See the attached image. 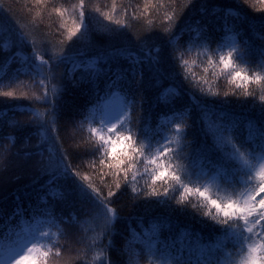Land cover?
Returning <instances> with one entry per match:
<instances>
[{"label":"trees","instance_id":"1","mask_svg":"<svg viewBox=\"0 0 264 264\" xmlns=\"http://www.w3.org/2000/svg\"><path fill=\"white\" fill-rule=\"evenodd\" d=\"M156 2L115 0V19L127 24L121 28L95 11L99 7L101 12L111 14L113 0H85L82 35L77 33L69 41L66 29L73 27L69 13L62 20L53 9L71 10L79 0H46L45 4L0 0V92L14 93L13 97L0 96V214L4 217L0 219V260L10 248L44 231L56 234L41 238L45 244L55 240L48 264L238 261V244L221 226H213L210 221L200 223L201 218L194 217L191 209L173 211L178 207L174 203L157 204L156 200L163 201V197L138 196L124 183L123 172L120 188L116 189L118 178L107 167L116 161L105 159L100 165L99 155L86 142L89 122L91 127L101 126L102 101L117 92L128 110L123 126L131 129L137 145L150 144L154 151L165 142L164 137L176 141L170 147L180 150L181 164L196 175L214 177L219 173L230 180L232 173L242 167L241 160H229L231 149L225 147L224 138L233 139L245 153L264 143V115L258 98L244 97L241 89L223 76L216 79L212 73H219V68L207 64L203 55L205 49L214 51L217 45L236 44L254 68L264 50V5L253 6V0H192L190 4L188 0H175L174 4L163 0L164 7H149V3ZM227 8L235 15L225 19L222 10ZM213 9L218 15L212 14ZM173 13L171 21L165 18ZM134 15L138 18L133 19ZM165 28L171 31L165 32ZM142 46L159 47L160 64L150 68L145 62L142 79L137 67L135 78L129 72L113 86V73L129 68L128 61L113 55L115 50L142 56ZM34 49L49 61L47 65L34 59ZM181 53L189 62L186 68L177 58ZM41 79L49 90L55 86L59 93L53 97L49 91L47 103L36 99L44 93ZM197 80H206L207 84L197 85ZM199 87H211L220 94L205 95ZM248 87L251 90L256 85L250 83ZM233 90L237 95H224ZM177 92L178 96L170 95ZM166 96L169 103L164 102ZM34 111L48 121L44 127L33 122ZM48 112L53 113L51 120ZM177 122L187 125L186 132L174 133ZM127 143L117 145V152ZM62 153L105 195L111 187L115 195L109 206L116 210L114 222L108 221L90 199L79 195L66 201L39 199L48 189V177L40 162L48 164L51 160L50 167H54ZM92 161L96 169L91 167ZM138 167L142 169V162ZM99 168L105 173L103 184L96 174ZM137 179L142 187L144 180ZM217 182L225 183L219 178ZM65 183L58 181L53 187H64ZM17 210L20 215L9 220L8 216ZM56 248L60 249L59 257L54 254ZM101 251L103 256L97 259Z\"/></svg>","mask_w":264,"mask_h":264},{"label":"snow or ice","instance_id":"2","mask_svg":"<svg viewBox=\"0 0 264 264\" xmlns=\"http://www.w3.org/2000/svg\"><path fill=\"white\" fill-rule=\"evenodd\" d=\"M248 2V0H245ZM37 4H45L46 0H36ZM170 4H174L175 0H169ZM192 3V0H188ZM255 3L264 5V0H253ZM149 7L156 9L157 7H164L163 0H157L156 3H149ZM117 5L113 0L111 14L101 12L97 7L95 11L100 12L106 20L120 25L121 28L126 27L127 24L119 19H115V12ZM206 9H202L204 11ZM53 11L63 20L65 13H69V18L72 21L73 27L66 29L67 40H71L81 33L85 18V0H79L78 5H73L71 10L68 8H54ZM126 11V10H125ZM147 11V8L145 9ZM224 18L235 15L231 8L223 9ZM78 13V15H77ZM213 15H218L215 9L212 11ZM175 13L166 15V19L171 21ZM135 15L133 19H136ZM61 28L64 24L61 23ZM165 32L171 31L170 28H165ZM200 31V30H198ZM200 38H204L201 36ZM171 43V41H169ZM227 48V51H225ZM190 50V49H189ZM143 55L134 53L125 49H116L114 56H119L128 61L129 68L127 70H117L113 73V86L119 84L125 76L130 72L135 78L137 67L140 68L139 75L143 78V65L145 62L148 67L156 68L162 59L161 49L159 47H141ZM33 57L39 60L41 65H47L48 60L44 55L33 50ZM203 55L207 57L206 63L213 67L219 68V73L213 72L212 75L219 79L223 76L229 84H235L236 88L241 89V95L244 97L252 96L258 98L260 101V111L264 115V50L260 53V60L254 68H250V60L245 53L236 44L225 45L213 51L205 49ZM215 56V60H213ZM181 67H187L188 60L183 59V53L178 57ZM205 73L209 71L207 67L204 68ZM251 71V75L249 72ZM187 78V75L186 77ZM241 81L237 83V81ZM197 85L207 84L206 80L195 81ZM256 85L255 88L249 89L248 84ZM39 84L44 87L43 96H37V100L49 102V91L53 97L57 96L58 90L55 86L49 90L45 84V80L41 79ZM199 91L205 95L217 96L220 93L213 91L211 87L205 89L199 87ZM257 93L259 95L257 96ZM237 95L235 90L231 93L225 92L224 95ZM172 96H178L177 93H170ZM0 96L13 97L12 91L0 92ZM164 102L169 103L168 97H164ZM33 122L38 123L42 128L47 120L44 119L43 114L34 111L32 114ZM49 120L53 115L52 112L47 113ZM123 115V113H121ZM116 122L111 120L100 121V128L89 127L87 131L89 136L87 143H90L95 153L99 155V163L103 165L105 159L116 161L115 164L109 163L107 167L113 169L112 174L116 176V189L120 188L119 177L123 172V180L126 185L131 188L135 194L147 197H163V201L157 199L156 203H163L170 205L174 203L177 208L173 211L181 213L192 210L194 217H200V223L207 224L209 221L213 226H221V230L231 239L235 240L239 247V259L236 264H264V143L256 145L247 153L241 151V146L234 143L231 138H224L226 148L231 149L229 160L239 159L242 161V167L232 173V178L217 176L202 177L192 172L187 165H182L183 157L179 155L180 150L170 147L176 141H169L164 137L163 143L160 144L154 151L150 144L141 142L137 145L136 140L133 139V133L130 128H125L124 121L120 116L115 117ZM118 124L120 127L118 128ZM54 127V123H53ZM187 125L179 122L175 123L173 129L174 133L179 134L186 132ZM224 131H227L226 129ZM261 140L264 141V130L261 132ZM128 142L120 152H117V145H124ZM256 160L253 164L251 161ZM142 162V169L138 167ZM41 170L47 175L48 189L42 196L39 197L42 201H47L49 197L53 200L66 201L75 195L82 198L90 199L93 204L101 208L106 219L114 222L116 219V210L109 206L110 198L115 193L109 187V191L105 195L100 187L94 184L88 175H81V173L72 166L66 153H62L60 158L55 162L54 167L51 166V160L45 164L41 160ZM127 164V167L123 165ZM91 167L97 168L96 162H90ZM129 173L131 176L129 177ZM97 175L100 176V183L103 184V176L105 175L102 168H99ZM144 180V185L138 186L137 178ZM223 179L224 185L217 182V179ZM58 181H64V187H53L57 185ZM215 187V191L213 188ZM159 189V190H158ZM19 200V197H17ZM19 209V205L17 206ZM20 212L14 211L8 216L9 220H14ZM0 214V219H3ZM55 237V233L41 231L39 237L33 238L27 243L20 244L18 247L10 248L7 260H0V264H48V259L53 253V244H45L41 242V238ZM55 256H60V249H55ZM103 256V252L97 255V259ZM150 264H154L150 261ZM161 264H170L169 261H161ZM175 264H180L176 261Z\"/></svg>","mask_w":264,"mask_h":264},{"label":"rangeland","instance_id":"3","mask_svg":"<svg viewBox=\"0 0 264 264\" xmlns=\"http://www.w3.org/2000/svg\"><path fill=\"white\" fill-rule=\"evenodd\" d=\"M100 121L101 120H111L112 122H116L115 117L120 116V119L123 121L128 113L127 105L124 98L118 94L117 92H113L106 99L102 101L101 111H100ZM123 113V115H121ZM119 126V124H118ZM257 163V162H256ZM26 240L23 243H27ZM9 255V254H8ZM8 255L4 260H7Z\"/></svg>","mask_w":264,"mask_h":264}]
</instances>
